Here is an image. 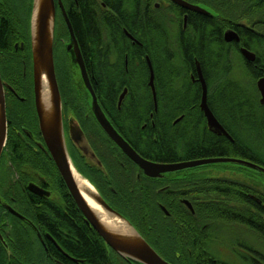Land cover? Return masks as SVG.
Wrapping results in <instances>:
<instances>
[{
  "label": "flooded vegetation",
  "instance_id": "1",
  "mask_svg": "<svg viewBox=\"0 0 264 264\" xmlns=\"http://www.w3.org/2000/svg\"><path fill=\"white\" fill-rule=\"evenodd\" d=\"M54 1L53 56L62 96L68 153L76 168L96 185L114 209L119 211L114 207V200L118 198L111 175H114L118 163L123 167L121 174L126 173L129 178L133 170H136L137 178L147 176L103 130L92 110V97L87 95L81 75L74 78V71L80 74V68L71 59L69 46L72 38L77 43L102 110L113 127L142 157L168 164L230 157L264 167L262 151L258 150L259 147L264 149V144L260 142L258 147L256 143L260 135L256 129L258 122H253L249 129V138L254 144L239 137V132H248L244 128L245 119L249 118L247 115L255 113H245L244 104L250 105L246 100L239 104L226 95V85L219 72L228 71V65L203 63L196 53L191 58L187 55V41L196 43V34L191 32V27L205 16L212 24L209 35H221L222 43L218 39L217 55L221 54L226 60L231 48L236 49L244 59L241 68L256 75L257 87V81L264 77V19L257 20L253 26L241 19L234 22L214 9L210 2L200 0L185 1L202 6L209 13L187 8L173 0H122L119 8L115 5L117 0ZM33 2L0 0V74L7 116V139L0 157V264H89L87 259L70 250L80 245L74 228L80 233L87 230L95 236L107 264H143L119 254L87 222L69 193L45 141L34 94ZM134 6L137 7V15L142 16L146 23H156L166 36L168 52L163 59H170L177 78L160 77L157 82L155 64L149 53L136 49L135 45L143 47L141 40L121 23L124 12L132 20ZM90 20L96 22L99 30L92 41L86 39L85 31ZM216 20L226 21L228 26L218 25ZM4 23L9 27L7 34L3 33ZM114 23L121 25L118 36L122 39L118 45L120 52L115 55L109 41H106L104 51L101 48L102 28L108 29V24ZM230 29L238 33L239 41L226 40L225 33ZM243 31L253 32L257 41L255 50L243 42ZM107 35L114 36L111 32ZM131 47H135L133 52ZM243 47L255 53L254 60L243 56ZM149 61L154 71L156 101L149 83ZM141 62L149 71L146 84L151 90L154 111L146 113L140 132L147 125L150 130L158 125L157 137L161 145L172 142L171 146L166 145L165 158H147L140 150L147 148L144 143L148 137L144 131L139 138L135 137L137 134L127 112L133 102L124 104L129 87L127 81L123 82V90L113 103L108 97L101 96L103 64L127 73L143 69ZM232 68L233 73V65ZM229 76L231 82L240 87L235 73ZM204 84L207 87V106L229 135L209 124L202 107ZM67 93L72 95L64 96ZM249 99L257 110L264 109L258 87L257 94L249 96ZM228 100L244 113L236 115L229 111L225 106L230 102ZM154 116H158L157 120ZM71 119L73 123L78 122L82 130L79 141L72 139ZM215 139L221 144H217ZM227 142L235 145L237 153L224 154ZM215 149L222 151L216 154ZM214 168L217 170L213 171ZM147 178L160 185L164 202H158V205L167 217L174 214L176 223L156 225L160 233L144 231L145 226H134L165 260L171 264H264V172L239 163H212L185 167L159 178ZM121 214L130 221L126 214ZM214 215L225 216V219L216 222ZM67 219L72 225L66 222ZM156 235L164 240L161 243L153 241L151 237Z\"/></svg>",
  "mask_w": 264,
  "mask_h": 264
},
{
  "label": "trees",
  "instance_id": "2",
  "mask_svg": "<svg viewBox=\"0 0 264 264\" xmlns=\"http://www.w3.org/2000/svg\"><path fill=\"white\" fill-rule=\"evenodd\" d=\"M107 2L111 0H106ZM114 1V0H113ZM118 2L115 4L116 8H119L122 0H117ZM210 2V5H214V9L221 12L222 15L227 16L230 20L236 22L237 20H243L246 24L253 26L257 20L264 19V0H200ZM120 3V4H119ZM134 14L132 20L127 17L126 12L122 14L121 23H124L128 29L134 33L136 37H138L143 47H138L135 45L136 49L140 51L147 50L150 55L152 61L155 64V78L158 82L160 77H164L166 79H174L177 78L175 69L172 66V62L170 59L165 61L163 58L165 56L166 44L163 31L160 27L153 22L146 23L142 16L137 15V7L134 6ZM138 16V17H137ZM128 18V19H127ZM208 18L205 16H201V19L197 21L195 26L191 27V32H195L196 34V43H193L191 40L187 41L188 46V57H192L193 53H196L199 56V59L203 61V63L207 62L211 63H219V65H228V71H220V79L223 81V84L226 85L224 89L227 91V96L232 97L236 103L240 101H247L249 104H244V109L247 112H254L256 114L249 115L250 121L258 122L257 128L260 131V135L258 137V141L264 144V109L260 111L257 110L253 102L248 100V96H254L252 92L244 91L243 88L238 87V84L231 82L232 79L229 75L232 74V57L234 54H239L236 49L231 48L228 57L225 59L222 58L221 54L217 55V47H219L218 41L221 42V35L218 33H212L209 35V31L211 29V23L208 22ZM218 25L228 26L226 21H217L215 22ZM231 25V24H229ZM119 23L108 24V29L102 28V40H101V48L105 50V43L109 41L112 45V53L115 55L119 51L118 45L122 43V39L118 36L121 33ZM9 31V27L7 23L3 25V33L7 34ZM86 39L94 40L96 35L95 33H99L97 24L95 21H89L86 24ZM91 35H88V33ZM108 32H111L114 36L107 35ZM242 40L246 43V46L249 49L255 50L257 47V41L253 34V32L243 31ZM108 37V38H106ZM219 39V40H218ZM115 42L117 45L115 46ZM222 43V42H221ZM192 44H194L192 46ZM135 47H131V51L133 52ZM121 54V53H120ZM242 65H244V59L242 56ZM143 65V69L139 70H131L129 72H125L124 70L115 69L108 67L109 65L103 64L101 77L104 81L101 87V96H106L109 99V102L113 103L114 100H117L120 93L123 90V82H126L128 87V93L126 99L124 100V104L127 102H133L130 109L127 111L129 114V120L133 123L132 129L136 132L137 138L143 134H147L148 140L141 143L147 145V148L143 149L141 145V151L143 155L148 156L147 158H156V157H166L165 156V148L166 145H172L171 141L164 142L165 146L161 145L159 142V138L157 137V133L159 131L158 125L155 126L153 130L149 129V125H147L146 129L140 132V128L143 125V118L146 117V113L148 111H154L152 107V95L150 87L146 84L149 71L144 62H141ZM248 70V69H247ZM251 77L252 83L257 90L256 87V75L252 73H248ZM157 91H159L158 84L156 85ZM72 94H66L64 96H70ZM248 95V96H247ZM124 110V107L122 108ZM244 111L243 109H241ZM236 112L241 113L238 106H236ZM238 114V113H237ZM155 120H157L158 116H154ZM248 118V119H249ZM247 119V120H248ZM206 138V137H205ZM140 140V139H139ZM217 142V140H214ZM217 144H221L220 141ZM144 146V145H143ZM225 153L227 155H234L237 153L235 149V145L231 142L226 143ZM221 149H215L214 153H221ZM123 167L118 163L117 168L114 171V175L112 176V183L114 184L115 194L117 195L118 200H114L116 203V207L121 213L126 214L130 218V222L136 226H145L144 231L148 230L151 233H160V228L156 227L158 224L162 223H176L174 220V214L170 217H167L161 208L158 205V202H164L163 196L159 190L160 185L157 181L153 179H149L145 176H141L140 178L136 177V170H133L132 175L128 176V174H121ZM138 170V169H137ZM86 176V175H85ZM87 177V176H86ZM88 178V177H87ZM89 179V178H88ZM91 181V180H90ZM93 184V183H92ZM95 185V184H94ZM96 187V185H95ZM213 218L217 219L216 222H223L225 216L214 215ZM69 225H72L70 220H66ZM215 222V221H213ZM76 238L79 239L80 245L77 246L76 240H74L75 247H71L70 250L74 252V254L80 256L82 258L87 259L89 264H107L105 259L104 251L96 242V238L93 234L89 233L87 230L80 233L74 228ZM153 241L157 243H161V240L164 238H159L157 235L153 238ZM168 241V240H166Z\"/></svg>",
  "mask_w": 264,
  "mask_h": 264
},
{
  "label": "water",
  "instance_id": "3",
  "mask_svg": "<svg viewBox=\"0 0 264 264\" xmlns=\"http://www.w3.org/2000/svg\"><path fill=\"white\" fill-rule=\"evenodd\" d=\"M176 3L185 6L187 8L202 12L204 14L209 11L200 6L186 2L185 0H173ZM54 25H55V1L54 0H34L33 12H32V44H33V70H34V94L37 113L39 116L40 128L45 138V141L51 151L55 164L61 176L67 185L69 193L74 198L76 204L84 213L86 220L91 224L94 229L101 235L103 240L116 250L119 254L126 258H130L139 261L143 264H171L165 260L153 246L145 240L135 226L119 211L114 209L92 182L83 175L76 166L72 163L66 141L63 126V115H62V96L56 76L54 56H53V38H54ZM227 41H239L240 37L237 32L230 29L225 33ZM69 50L71 53V59L73 64L78 65L80 68V74L78 71H74L75 75H81L84 83L87 95L92 97V110L99 121L101 127L106 134L115 142V144L127 154L137 165L143 170L144 174L150 178L163 177L166 173H171L176 170L189 167L199 166L212 163H239L248 165L251 167L258 168L264 172V167L256 165L252 162L245 161L236 158H208L199 159L190 162L180 163H157L152 162L142 157L124 138L123 136L113 127L111 122L108 120L104 111L102 110L97 96L89 81L86 67L83 63V59L77 43L72 38ZM243 56L247 60H254L255 53L245 47L241 48ZM150 65V78L149 83L153 91V95L156 101V91L154 85V71L151 62ZM47 80L50 86L51 99H52V112L49 119L45 116V108L42 101L43 83ZM257 87L261 94V103H264V77H261L257 81ZM126 93V89L121 94V99ZM207 87L204 84L202 107L208 117L209 124L222 132L227 134L223 130L215 118L212 111L208 108L206 103ZM71 136L73 140L79 141L82 137V130L77 122L73 123L71 119ZM229 135V134H227ZM7 139V116H6V99L5 91L3 87V81L0 74V157L3 152ZM74 172L78 173L82 178L87 180L93 187V191H89V196L93 201L109 216L116 218L121 221L130 231L127 235H116L109 231L95 214L93 209L89 206L86 199L82 195L76 180L74 178Z\"/></svg>",
  "mask_w": 264,
  "mask_h": 264
},
{
  "label": "bare ground",
  "instance_id": "4",
  "mask_svg": "<svg viewBox=\"0 0 264 264\" xmlns=\"http://www.w3.org/2000/svg\"><path fill=\"white\" fill-rule=\"evenodd\" d=\"M42 101H43V106L45 108V116L47 119L50 118L51 112H52V99H51V91H50V86L47 80H44L43 83V92H42ZM74 178L76 180V183L86 199L87 203L89 206L93 209L95 214L98 216V218L101 220L103 225L112 233L116 235H127L130 234V231L128 228L119 220L116 218H113L109 216L105 211H103L94 201L93 199L89 196V191H93L92 185L82 178L78 173L74 172Z\"/></svg>",
  "mask_w": 264,
  "mask_h": 264
},
{
  "label": "rangeland",
  "instance_id": "5",
  "mask_svg": "<svg viewBox=\"0 0 264 264\" xmlns=\"http://www.w3.org/2000/svg\"><path fill=\"white\" fill-rule=\"evenodd\" d=\"M241 55L240 54H234L233 55V57H232V60H233V63H232V65L234 66V71H233V73H235V75H236V77H237V79H238V81L240 82L239 84H240V87L241 88H243L244 89V91H248V92H252V94L253 95H256L257 94V90H256V88L254 87V85H253V83H252V80H251V77H250V75L248 74V72L246 71V69L245 68H241V66H242V58L240 57ZM233 69V68H232ZM232 73V74H233ZM74 78L76 79L77 78V75H75V73H74ZM255 84H256V82H255ZM248 96V95H247ZM249 97V96H248ZM251 97H253V96H251ZM228 101H230V102H228ZM227 102V104L225 105L226 106V108H228V110L229 111H232L233 113H236V115H238L237 113H239V112H236V106H235V104H233L232 102H231V100H228ZM239 104H240V102H239ZM239 107V106H238ZM241 113H244V112H241ZM245 113H246V111H245ZM247 117H249L248 115H247ZM246 121V123H244L245 125H244V128L246 129V131H248V132H245V134H243V132H239L238 134H239V137H241V139L243 140L244 139V141H247L248 143H250V144H254L252 141V139L251 138H249L250 136H249V129H250V125H252V122L250 121V120H247V119H245ZM253 126V125H252ZM259 131V130H258ZM260 132V131H259ZM256 143H257V145H258V147L261 145V143L260 142H258V141H256ZM258 150H260V152H261V154L263 155V157H264V149H261L260 147L258 148ZM231 165H233V166H237V167H239L238 165H234V164H231ZM217 169L216 168H214V170L213 171H216ZM240 170V169H239ZM240 174H243V172L242 171H240Z\"/></svg>",
  "mask_w": 264,
  "mask_h": 264
}]
</instances>
